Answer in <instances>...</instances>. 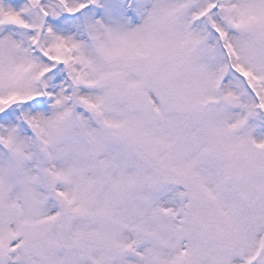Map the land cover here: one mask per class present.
I'll return each mask as SVG.
<instances>
[{"label": "snow or ice", "instance_id": "1", "mask_svg": "<svg viewBox=\"0 0 264 264\" xmlns=\"http://www.w3.org/2000/svg\"><path fill=\"white\" fill-rule=\"evenodd\" d=\"M0 264H264V0H0Z\"/></svg>", "mask_w": 264, "mask_h": 264}]
</instances>
